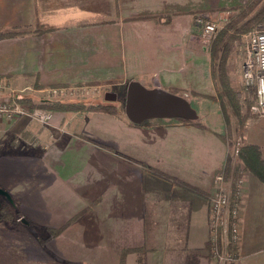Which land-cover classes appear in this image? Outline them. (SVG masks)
Returning a JSON list of instances; mask_svg holds the SVG:
<instances>
[{
  "label": "crops",
  "instance_id": "0c3cea01",
  "mask_svg": "<svg viewBox=\"0 0 264 264\" xmlns=\"http://www.w3.org/2000/svg\"><path fill=\"white\" fill-rule=\"evenodd\" d=\"M248 1L0 0V33L16 32L0 39V76L15 90L125 91L130 81L199 90L195 16L221 20ZM243 128L239 139L264 158V117ZM225 135L222 124L134 123L98 109L53 111L47 125L0 119V187L10 195L0 202L11 215L0 219V264H120L124 252V264H210L208 197L228 158ZM237 222L235 264H264V183L248 170Z\"/></svg>",
  "mask_w": 264,
  "mask_h": 264
},
{
  "label": "rangeland",
  "instance_id": "374dc122",
  "mask_svg": "<svg viewBox=\"0 0 264 264\" xmlns=\"http://www.w3.org/2000/svg\"><path fill=\"white\" fill-rule=\"evenodd\" d=\"M211 16V15H210ZM218 24L217 32L223 27L225 22L229 19L227 15H225L224 19L217 20L212 18ZM210 38L204 37L200 34L199 43L201 47H203L202 51L200 52V58H196L195 67L200 71L202 76L200 89L193 90L189 87L185 89H178L177 93L182 94L191 104V106L197 112L198 120L204 124H207L211 127L217 126L222 124L225 129V139L227 141V157H230L232 162L239 166L243 171V165L239 159L233 160L230 156L231 146L229 141H233L240 137L243 132V126L245 122L252 117L249 111V105L254 100L253 90L247 89L244 87L242 78H241V65L243 60V52L244 48L246 47L247 40H248V33L242 34L240 39H236L229 49L227 53L226 61H225V72L227 77L230 81V87L235 91L234 94V101L232 100V96L226 94L225 89L220 85V79L214 81L212 77L213 69L217 71L218 61L211 57L210 52V43L217 35ZM219 55H217L218 57ZM73 88V91L66 95L61 96H53L47 97L44 93H39L35 87L15 90L14 88L11 89L9 84L5 81V78L0 76V97L1 101L7 99L13 95V93H18L20 95H28L32 98L33 103L37 104L41 100H52L54 102H64L67 104L72 105V107L76 106H87L98 107L99 105H110L114 106L116 111L113 113L124 112V99H125V91H121L120 86L115 83L100 85L98 87L94 86H82V85H66ZM188 86V84H186ZM89 88L95 87L92 92L93 93H85L82 92V88ZM166 90H173L171 87L164 88ZM99 90V91H98ZM116 93V100L114 101H107L104 98L105 93ZM16 101V100H15ZM18 103V102H17ZM19 104V103H18ZM20 105V104H19ZM24 110L31 112L32 110H27L26 108L22 107ZM39 109V107H36ZM34 108V109H36ZM43 109V108H40ZM46 110V109H43ZM49 111V110H46ZM54 111H62V109H56ZM64 111V110H63ZM53 112V111H49ZM112 113V112H110ZM240 142L242 144V139L240 138ZM233 143V142H232ZM0 203L7 205V202L1 201ZM6 219V218H0ZM19 220V218H18Z\"/></svg>",
  "mask_w": 264,
  "mask_h": 264
},
{
  "label": "built area",
  "instance_id": "2783aa9c",
  "mask_svg": "<svg viewBox=\"0 0 264 264\" xmlns=\"http://www.w3.org/2000/svg\"><path fill=\"white\" fill-rule=\"evenodd\" d=\"M194 22L204 37L210 38L218 30L217 22L207 12L198 13ZM241 78L244 87L253 90L254 100L250 111L257 117H264V25L253 29L248 34L243 52ZM94 88L83 87L81 90L82 92L92 91ZM72 91L73 88L66 85L43 87L38 90L39 93H44L50 98L66 95ZM24 116H29L42 125H47L51 119V112L40 108L28 112L21 108L12 96L0 102V119L15 120ZM232 142L230 156L236 160L239 157L241 142L239 138ZM214 182L217 184V190L209 197L208 216L211 264H235L237 261L235 246L239 234L238 198L242 185V171L233 184L231 180L225 178L221 171L214 176ZM226 182L229 184L227 187L224 186Z\"/></svg>",
  "mask_w": 264,
  "mask_h": 264
},
{
  "label": "trees",
  "instance_id": "16d2710c",
  "mask_svg": "<svg viewBox=\"0 0 264 264\" xmlns=\"http://www.w3.org/2000/svg\"><path fill=\"white\" fill-rule=\"evenodd\" d=\"M234 13L229 17L227 22L223 25V27L217 32V35L210 43V52L211 57L215 60V58L218 61L217 71L213 69L212 71V77L214 81L220 79V85L225 89L226 94H229L232 96V100L234 101V94L235 91L230 87V81L227 77V74L225 72V61L227 57V53L229 52L231 44L236 41V39H240L241 35L248 33L249 31H252L253 29L264 25V0H249L247 3H245L242 6L233 8ZM39 24L36 25V28L39 29ZM16 34V32H1L0 33V39H3L5 37H10L12 35ZM217 55H219L217 57ZM172 92L177 93L176 90H170ZM12 97L18 102L22 107L26 108L27 110H33L36 107L43 108L49 111H54L56 109H62V110H70V111H76V110H85V109H91L87 106H76L72 107V105L64 103V102H54L52 100H41L39 103L35 104L32 101V98L28 95H20L18 93H15L12 95ZM249 105V111L250 106ZM94 109L107 111V112H115L116 109L114 106L110 105H99L98 107H94ZM252 116H255L252 114ZM183 123L189 124L194 123L198 124L202 128H205V124L198 121V120H182L178 119ZM227 135V134H226ZM230 146H232V141H229ZM239 159L243 165V170H248L252 174H254L260 181L264 183V158L262 156L261 147L257 144H241L239 147ZM240 168L238 165L234 164L230 157L227 158L226 164L221 172H223L225 178L227 180H231L232 184L233 182L239 177L240 175ZM155 174L158 176L172 180L173 182L185 186L197 193H200L195 187H192L191 185H188L184 181L176 178H172L169 175L153 170ZM209 198V197H208ZM0 218H11L10 213L6 210V206L2 203H0ZM75 219L72 218L70 220L71 222ZM69 221V222H70ZM68 222V223H69ZM67 224L64 226H61L59 228L51 229L49 232L48 238H53L55 236H58L65 228ZM206 253L208 258L212 260L211 255L209 253L210 244L207 241L206 243ZM125 256V252L122 254V259L120 261V264L123 263V259ZM211 264V263H210Z\"/></svg>",
  "mask_w": 264,
  "mask_h": 264
},
{
  "label": "water",
  "instance_id": "95a60500",
  "mask_svg": "<svg viewBox=\"0 0 264 264\" xmlns=\"http://www.w3.org/2000/svg\"><path fill=\"white\" fill-rule=\"evenodd\" d=\"M105 100H116L115 93H105ZM124 114L134 123L150 118H174L195 120L196 110L179 93L160 87L148 88L137 81H130L125 90ZM0 196L10 199L7 191L0 187Z\"/></svg>",
  "mask_w": 264,
  "mask_h": 264
},
{
  "label": "bare ground",
  "instance_id": "6f19581e",
  "mask_svg": "<svg viewBox=\"0 0 264 264\" xmlns=\"http://www.w3.org/2000/svg\"><path fill=\"white\" fill-rule=\"evenodd\" d=\"M89 92H90V93H93L92 91H85V93H89Z\"/></svg>",
  "mask_w": 264,
  "mask_h": 264
},
{
  "label": "flooded vegetation",
  "instance_id": "af4514ba",
  "mask_svg": "<svg viewBox=\"0 0 264 264\" xmlns=\"http://www.w3.org/2000/svg\"><path fill=\"white\" fill-rule=\"evenodd\" d=\"M116 94V93H115Z\"/></svg>",
  "mask_w": 264,
  "mask_h": 264
}]
</instances>
